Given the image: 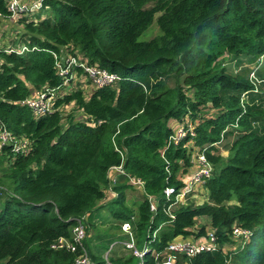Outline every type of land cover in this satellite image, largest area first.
Returning <instances> with one entry per match:
<instances>
[{"label":"trees","instance_id":"trees-1","mask_svg":"<svg viewBox=\"0 0 264 264\" xmlns=\"http://www.w3.org/2000/svg\"><path fill=\"white\" fill-rule=\"evenodd\" d=\"M0 12L7 14L4 0ZM44 14L38 24L25 23L17 40L35 50L0 52V123L26 142L20 153L0 148V264H74L79 251L52 246L108 206L132 223L140 251L155 232L150 247L162 253L176 239L212 229L221 251L189 264H264V0H45L37 17ZM154 23L160 34L141 40ZM54 54L79 55L121 80L63 95L53 113L37 115L23 102L63 85ZM225 56L249 58L257 80L246 68L231 74L219 62ZM71 103L83 118L64 122L62 108ZM177 125L192 127L194 137L170 144ZM233 135L222 156L216 144ZM201 154L213 165L207 199L175 205L172 220L166 211ZM121 165L125 175L101 205L110 171ZM168 188L175 190L169 197ZM131 189L141 195L135 207L127 204ZM234 226L249 230L250 239L235 238ZM84 246L94 264L107 263L87 240ZM156 253L110 262L159 264Z\"/></svg>","mask_w":264,"mask_h":264},{"label":"built area","instance_id":"built-area-1","mask_svg":"<svg viewBox=\"0 0 264 264\" xmlns=\"http://www.w3.org/2000/svg\"><path fill=\"white\" fill-rule=\"evenodd\" d=\"M6 4L7 14L0 12V21H12L14 23H21L24 27L25 23L38 24L40 21L44 20L46 17L42 15L38 18L37 15L41 12L44 7L45 0H4ZM0 22V26H1ZM35 49H31L28 44L23 42H17L16 40L10 42L9 45L3 47L2 45V35L0 33V52H5L7 54H18L23 55ZM56 65L58 69L59 76L63 79V85L60 88L50 90L45 89L42 91L34 92L31 97L23 102L24 105L28 106L37 115L45 116L51 114L55 111L56 103L60 97L69 94L71 89V82L76 83L75 79L78 76L79 70L89 79L92 83L94 89H100L106 86L115 85L121 78L105 69H101L98 66L89 65L87 60H83L79 55H67L64 57H59V55L54 54ZM256 75L252 74L251 80L255 81ZM61 90L62 92H58ZM64 91H67L63 93ZM194 129L192 127L187 128L185 125H177L174 128V133L170 137V144H179L180 141L185 139L188 135L194 137ZM224 142V141H223ZM219 142L217 146L222 144ZM5 145H10L13 147V152L20 153L25 150L26 142H21L17 140L12 133L0 123V148ZM111 171L117 173V176H124L125 171L123 166H117L112 168ZM110 171V172H111ZM213 165L207 159L204 154L197 157V164L192 169L191 173L184 176V187H182L176 194V202L171 205L166 213L173 220L174 214L172 209L175 205L181 204L186 205L191 199L197 196L199 189L204 188L206 182L212 177ZM116 179L113 181L116 184ZM130 183L135 186H141L143 183L139 179L130 178ZM166 195L169 197L175 193L174 188H168L165 191ZM189 198V199H188ZM150 207L153 212L156 211L157 206L155 200L150 198ZM84 217L80 220L72 231V239H60L58 243L52 246L54 249H67L74 252H80L81 254L77 257L74 264H94L90 258L89 252L84 246V242L87 239V231ZM122 231L128 235L129 241L123 242L125 249L132 253L133 256L143 259L147 253L154 255L156 252L150 246L158 239V234L155 232L153 238L150 241L148 247L143 251H140L136 245V237L134 235L133 225L130 221L124 222L122 226ZM252 233L243 229L239 226L233 227V236L237 239H250ZM221 251V244L217 242V237L215 231L208 229L205 236H201L198 239L191 238H181L170 242L165 251L162 253H156V258H161L159 264H177L180 257H184L190 260L202 253H215ZM106 264H112L109 260V254L105 256ZM227 264H231V258H228Z\"/></svg>","mask_w":264,"mask_h":264},{"label":"rangeland","instance_id":"rangeland-1","mask_svg":"<svg viewBox=\"0 0 264 264\" xmlns=\"http://www.w3.org/2000/svg\"><path fill=\"white\" fill-rule=\"evenodd\" d=\"M45 17H47L48 14H44ZM0 33L2 35V45H9L10 42L14 40H18L21 38V36L24 33V27L21 23H14L12 21H2L0 26ZM160 34L159 28L156 25V23L153 24V26L144 34V36L141 38V40H150L154 37L158 36ZM249 58L242 57L240 59L238 58H229L228 56H225L222 58L219 62L227 67V70L232 73L240 72L242 69H247V73L250 74V78L252 74L255 76L257 73V66L253 65L249 61ZM262 64V71L260 73L264 74V58L260 62ZM260 67V66H258ZM250 71V72H249ZM252 71V72H251ZM262 74V75H263ZM76 83L73 82L70 92H74L78 89H83L86 94H90L94 88L89 79L82 73L78 72V76L75 79ZM170 86L174 85L173 81L169 82ZM67 91H64L65 93ZM264 92V88H263ZM63 116H64V122L67 121L69 117L75 118V119H81L83 118V113L77 110L76 104L71 103L69 105H65L63 108ZM75 112V113H74ZM260 125V132L264 131V120L259 123ZM237 138L236 135L228 137L222 144L217 146L218 153L222 156H227L230 146ZM111 189L113 188L110 186ZM207 190L205 188L199 189L197 192V196L194 199H191L190 202H195L196 204L203 203L205 199H207ZM127 204L130 205V207H135V204L138 202V200L141 198V195L139 192H137L134 189H131L127 191ZM108 198L109 193H108ZM189 199V198H188ZM111 200V199H110ZM110 200H105L102 202L101 205L108 203ZM140 201V200H139ZM115 210L120 209L118 206H113ZM89 226L86 227L87 231V242L92 248L93 252H96L97 254L102 255L104 258L106 254L108 253L110 258L116 257V255L123 249V242L129 241V237L125 234H122V226L124 224L123 221L117 220V218L113 214V210L111 206L100 208L96 211H94L89 216ZM204 221V220H203ZM203 224H208L209 222H201ZM116 224V225H115ZM96 225V226H95ZM90 236V237H89ZM248 240V239H245ZM125 249V246H124ZM125 251H127L125 249ZM184 261H181V264ZM231 264H237L232 263Z\"/></svg>","mask_w":264,"mask_h":264},{"label":"crops","instance_id":"crops-1","mask_svg":"<svg viewBox=\"0 0 264 264\" xmlns=\"http://www.w3.org/2000/svg\"><path fill=\"white\" fill-rule=\"evenodd\" d=\"M119 177L117 176V173L116 172H114V171H111L110 172V175H109V182H110V186H114L115 184L113 183V181L116 179H118ZM108 193H109V197L110 198H108ZM113 194H114V192H112V189H110L109 188V190L107 191V200H110V199H112V197H113ZM204 220V221H203ZM201 222H209V219H206V218H204V219H202L201 220ZM116 225V224H115ZM96 226V225H95ZM209 227V226H208ZM122 234H124L125 235V233L122 231ZM90 237V236H89ZM123 244V243H122ZM129 255H132V253L131 252H129V251H125V249H124V245H123V249L116 255V257L117 258H119V257H127V256H129ZM109 260H110V256H109ZM182 264H189V261L188 260H185Z\"/></svg>","mask_w":264,"mask_h":264}]
</instances>
